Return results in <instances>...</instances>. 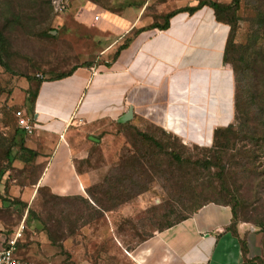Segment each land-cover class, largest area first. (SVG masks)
Segmentation results:
<instances>
[{"label":"rangeland","instance_id":"374dc122","mask_svg":"<svg viewBox=\"0 0 264 264\" xmlns=\"http://www.w3.org/2000/svg\"><path fill=\"white\" fill-rule=\"evenodd\" d=\"M139 2L67 0L66 10L58 13L51 11L50 0H0V29L8 37L6 66L0 63V144L12 140L16 111L30 115V93L37 85L27 76L49 80L78 64L111 61L135 29L120 34L114 50L105 53L104 45L113 41L117 31L114 26L104 31L99 20L105 13H120ZM150 8V15L162 21ZM95 15L99 17L96 21ZM90 18L92 24H87ZM234 18L227 64L234 65L235 71L247 69L251 78L247 94L237 99V115L231 122L234 135L228 134V142L212 137L208 145L192 144L139 118L130 120L134 125L110 120L81 127L78 146L86 157L75 160V168L87 177L83 200L54 197L44 187L35 188L30 183L36 179L39 165H26L18 147L13 146L11 167L0 176V222L4 225L0 232L23 226L19 243L23 260L138 264L131 252L135 245L149 234L160 233L157 229L164 223L191 216L198 194L195 204L199 207L217 204L229 207L230 212L236 208V223L228 229L235 226L238 231L240 226L243 253L264 264V115L260 112L264 110V0H240ZM105 33L109 39H104ZM135 129L152 136L158 146L137 139ZM91 135L99 140H92ZM145 150H149L146 157L150 162L139 163ZM2 153L0 150V167L6 163ZM207 161L220 163L224 171L217 173L218 166L207 167ZM108 193L119 196L115 208L110 209ZM224 194L229 197L224 199ZM221 199L224 202H217Z\"/></svg>","mask_w":264,"mask_h":264},{"label":"crops","instance_id":"0c3cea01","mask_svg":"<svg viewBox=\"0 0 264 264\" xmlns=\"http://www.w3.org/2000/svg\"><path fill=\"white\" fill-rule=\"evenodd\" d=\"M196 1L141 0L120 13H105L99 20L105 25L102 29L114 26L117 31L113 41L104 45L105 53L114 50L120 34L140 31L111 61L78 64L61 79L42 81L32 107L38 126L24 142L36 154L33 164L39 165L35 188L44 187L58 197L85 198L87 177L75 168V160L86 157L78 146L79 128L116 121L129 107L132 119L149 121L192 144L208 145L215 129L231 124L234 75L223 60L228 24L203 5L193 12H176L165 29L147 28L154 22L163 24V18L150 15L149 6L151 13L157 11L155 16L162 17ZM28 190L23 192L25 198ZM231 217L229 207L204 205L139 242L132 257L138 264H258L243 253L239 242L243 229L238 226L236 234L228 229ZM17 228L0 237L11 236ZM17 252L21 255L19 248Z\"/></svg>","mask_w":264,"mask_h":264},{"label":"trees","instance_id":"16d2710c","mask_svg":"<svg viewBox=\"0 0 264 264\" xmlns=\"http://www.w3.org/2000/svg\"><path fill=\"white\" fill-rule=\"evenodd\" d=\"M41 1L49 2V0H41ZM239 3H240V0H230L229 3H223V2L221 3V2H218V1H215V0H199V1H197V3L195 5L187 6V7H184V8H180L179 10H174L172 12H169V13L163 15L162 16L163 24L159 25L156 22H154L152 25H150L147 28L158 27L159 29H165L168 26L169 18L172 15H174L176 12H179V11L193 12L196 9L202 7L203 5H208L209 7H211L214 10V14H215L216 19L218 21H221V22H224V23L228 24V26H229V34H228V37H227V41H226L225 49H224V55H223L224 62L229 63L228 54L230 52V46L232 44V36L234 34L235 25H236V19L234 18V13L237 11V9L239 7ZM50 4H51V0H50ZM50 8H51V11H52L53 10L52 5H50ZM2 30L3 29H0V63L4 64L6 66V62L4 61V57L7 58V56H8V37L6 36V34ZM135 31L137 32V31H140V30H135ZM135 31H134V33H136ZM129 41L130 40H127L126 43L123 44L120 48L125 47L127 45V43H129ZM117 53L118 52H116L115 56L117 55ZM82 65L91 66V64L89 62L88 63H83ZM7 67H6V69H8ZM74 68H75V66L72 67L67 72L58 73L56 76H54L52 79H49V80L61 79V78L65 77V76L69 75V73H71V71ZM232 71H233V75H234V110H235V112H234L235 115L234 116H236L237 115V113H236V106H237L236 103L237 102L239 103V100H237V99H239V96L244 97L247 94V83H248V80L251 78V76H250L251 73H248L247 69H239V71H235L234 70V65H233ZM27 79L29 81H35L36 85H37L36 89L32 93H30V95L32 97V103H34V100H35L36 95H37L38 88H39L40 84L42 83V81H44L46 79H44L43 77L38 78V77H29V76H27ZM31 107H33V106H31ZM31 111H32V108H31ZM31 111H29L30 114H32ZM260 112H261L262 115H264V110L263 109H260ZM16 122H17V120H16ZM119 124H122V123H119ZM124 125L127 126V125H130V124L128 122H125ZM232 127H233L232 124H229L228 126L225 127V129L224 128L215 129L213 131V138L214 139L216 138V140L218 141L217 137H219V139L222 138V139L225 140V142H228L229 141L228 134L231 135V136L234 135L233 134V130L234 129ZM135 132H136V134L138 136L137 139H140V140L143 139L145 142H146V140H148V141H151L155 146H158L157 140L154 139L152 136L147 135V134H145L143 132H140L137 129H135ZM25 137H26L25 132L22 129H20V127L17 124V127L15 128V131L13 133L12 140H9V141L4 140V142H2V144H0V150H2V152H3L2 155L4 156V158L6 160V163L4 164V166L0 167V176H2L8 170V168L11 167V158H10L11 155L10 154L12 152L13 146H17L18 147V150L21 152V154L19 156L25 162L26 165L33 164V161H34V158H35L36 154H35V152L33 150H30V149H28V148H26L24 146ZM144 141H143L142 144L139 145L138 149H141V145L144 144ZM223 146H226V143H224ZM25 153H28V157L25 156ZM140 155H139V158L137 160L139 163H141V162H150L148 157H146V156L149 155V150H145L144 152L140 153ZM176 159L178 161V157ZM205 165L207 167H209V165L218 166L219 170L217 171V173H222L224 171L223 170V166L220 163L218 164L217 162H213L212 163L210 161H207ZM39 172H40V170H39ZM38 175H39V173H38ZM38 175H37V177H38ZM217 175H219V174H217ZM37 177H36V179H37ZM35 180H34V182H32L30 184H35V182H36ZM119 182H121V184H122V180L119 179ZM220 184L222 185L221 189H224V183L221 182ZM192 194H194V192H192ZM117 195H118L117 193L109 194V197L111 198V202H112L110 209L115 208L117 206V204H118L117 199L119 197ZM54 197H58V196L54 195ZM75 197H78L81 200L84 199V197H80V196H74L72 198H75ZM179 197L180 196H176L175 198H179ZM196 197L198 198V194H196ZM225 197H229V196L224 194V199H225ZM197 198L195 200H193L194 201L193 202L194 206L192 207V209H193L192 212L193 213L197 209L200 208L199 207L200 204H195V203H197L196 202ZM179 199H181V198H179ZM231 199L232 200H237L233 196H231ZM217 202L222 203L224 201H223V199H221V201H217ZM236 203H238V201H236ZM28 213H30V212L28 211ZM231 213H232L231 224L232 223H236V218H237L236 217L237 216L236 208L233 207L231 209ZM32 214L34 215V213H32ZM189 216H184L183 218L178 219L179 221L174 222V223H173V221H168V222L164 223L163 225H161L160 227H158L157 230L158 231H162L164 229H167V228L171 227L172 225H174L175 223L183 221L184 219H186ZM233 228H234V230H233ZM235 229H236L235 226H232L231 229L229 228V230L232 233L236 234V232H234ZM0 235L3 236V233L0 232ZM151 235L152 234L147 235L144 239L142 238L140 241L145 240L146 238L150 237ZM8 237H9L8 234H6L5 237H2V238L0 237V248L4 247L5 242H6ZM241 244H242V242H241ZM17 247L19 248V244H18Z\"/></svg>","mask_w":264,"mask_h":264},{"label":"built area","instance_id":"2783aa9c","mask_svg":"<svg viewBox=\"0 0 264 264\" xmlns=\"http://www.w3.org/2000/svg\"><path fill=\"white\" fill-rule=\"evenodd\" d=\"M51 5L54 12H63L67 8V0H51ZM98 15L94 16V20H98ZM17 124L26 135H32L37 128V119L34 114L22 113L16 111ZM23 226H19L15 232L9 236L5 242L4 247L0 248V264H45L33 261H25L18 254V242L22 239Z\"/></svg>","mask_w":264,"mask_h":264},{"label":"water","instance_id":"95a60500","mask_svg":"<svg viewBox=\"0 0 264 264\" xmlns=\"http://www.w3.org/2000/svg\"><path fill=\"white\" fill-rule=\"evenodd\" d=\"M132 119V107H129L127 111L116 119L117 123H125Z\"/></svg>","mask_w":264,"mask_h":264},{"label":"bare ground","instance_id":"6f19581e","mask_svg":"<svg viewBox=\"0 0 264 264\" xmlns=\"http://www.w3.org/2000/svg\"><path fill=\"white\" fill-rule=\"evenodd\" d=\"M167 114V113H166ZM157 116V115H156ZM158 117V116H157ZM168 118V117H167ZM165 120H168V119H165ZM175 124V123H174ZM172 125V124H171ZM171 127V126H170ZM176 128V127H175ZM205 135V134H204ZM198 138H199V136H198Z\"/></svg>","mask_w":264,"mask_h":264}]
</instances>
